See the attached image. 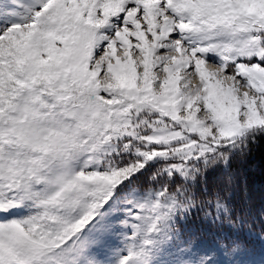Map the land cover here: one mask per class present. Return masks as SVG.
Wrapping results in <instances>:
<instances>
[{
	"label": "snow or ice",
	"instance_id": "1",
	"mask_svg": "<svg viewBox=\"0 0 264 264\" xmlns=\"http://www.w3.org/2000/svg\"><path fill=\"white\" fill-rule=\"evenodd\" d=\"M264 137V0H0V264H264L224 169Z\"/></svg>",
	"mask_w": 264,
	"mask_h": 264
},
{
	"label": "trees",
	"instance_id": "2",
	"mask_svg": "<svg viewBox=\"0 0 264 264\" xmlns=\"http://www.w3.org/2000/svg\"><path fill=\"white\" fill-rule=\"evenodd\" d=\"M225 174L233 178L231 203L236 214L243 222L252 219L251 210L264 207V137L251 144L245 154L234 157L226 173L224 169L211 173L210 180L216 182Z\"/></svg>",
	"mask_w": 264,
	"mask_h": 264
},
{
	"label": "rangeland",
	"instance_id": "3",
	"mask_svg": "<svg viewBox=\"0 0 264 264\" xmlns=\"http://www.w3.org/2000/svg\"><path fill=\"white\" fill-rule=\"evenodd\" d=\"M215 172H218V170ZM262 209L264 207L249 209L254 212L253 218L245 220L237 228H232L227 224L223 226L213 225L199 217L191 220L188 227L197 233L200 242L203 244L212 243L217 235L227 234L230 237L238 238L252 254V257L258 260L261 254L264 253V210ZM255 213H257V216L254 215ZM259 216H262L261 220Z\"/></svg>",
	"mask_w": 264,
	"mask_h": 264
}]
</instances>
